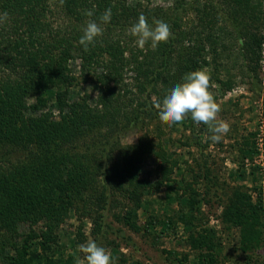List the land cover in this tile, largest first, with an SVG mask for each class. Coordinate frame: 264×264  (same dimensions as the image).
<instances>
[{
  "label": "trees",
  "instance_id": "16d2710c",
  "mask_svg": "<svg viewBox=\"0 0 264 264\" xmlns=\"http://www.w3.org/2000/svg\"><path fill=\"white\" fill-rule=\"evenodd\" d=\"M150 1L0 0V15L7 13L0 22L2 264H67L62 256H51L50 243L55 240V229L73 209L91 219L97 236L111 228L106 208L121 204L128 210L117 213L116 219L134 231H142L136 216L143 194L149 187L158 189L171 172L162 167V178L156 183L140 177V157L157 149L152 138L124 148L119 162L109 151L91 153L80 146H99L117 129L144 123L146 117L159 111L154 100L162 99L185 74L208 64L206 55L216 51L220 39L218 11L212 2L199 6L197 1L177 0L166 8ZM230 3L242 10L257 7L247 0ZM109 8L111 20L101 21ZM88 11L93 15L87 16ZM189 11L194 14L192 21ZM141 14L150 24L159 19L170 22L167 42L161 40L155 48L150 42L143 49L136 45L130 28ZM237 14L234 11L235 17ZM185 20L190 21L185 24ZM90 21L99 24L102 34L85 51L79 41ZM260 41L252 34L244 44L255 53ZM73 59H79L85 70L83 81L97 85L94 105L89 94L70 98L69 87L77 79L69 69ZM48 95L56 101V112L46 109ZM32 96L36 102H29ZM106 127L110 133L97 135ZM114 191L125 201L113 196ZM196 201L193 198L186 203L193 209ZM173 217L170 223L175 222ZM195 219V212L182 218L184 226H191L190 247L203 263L215 264V252L222 251V243L215 240L211 230L199 232L200 223ZM223 219L227 227H239L243 264H261L257 252L264 245V193L259 192L254 200L251 194L235 189ZM21 223H43L44 240L38 242L42 253L18 247L15 241ZM14 245L17 247L11 254L8 248ZM74 258L69 264L76 263Z\"/></svg>",
  "mask_w": 264,
  "mask_h": 264
},
{
  "label": "rangeland",
  "instance_id": "374dc122",
  "mask_svg": "<svg viewBox=\"0 0 264 264\" xmlns=\"http://www.w3.org/2000/svg\"><path fill=\"white\" fill-rule=\"evenodd\" d=\"M138 1L129 0V3ZM176 1L150 2L167 8ZM185 1H197L199 6L208 1L217 8L220 39L216 51L206 55L209 63L201 70L209 73L210 92L220 105L217 121L227 122L229 131L217 142L211 138L213 134L208 126L194 122L190 114L182 122L170 124L156 111L146 117L144 123L127 129L117 127L109 141L103 140L99 146H80L91 153L93 150L109 151L119 162L124 148L152 138L157 149L140 157L137 164L140 177L156 183L162 178V167L167 166L171 172L169 179L158 189L149 187L143 194L136 216L142 231H134L116 219L117 213L124 214L128 210L121 204L106 208L111 228L97 236L91 219L73 209L54 231L55 240L50 243L54 258L62 256L69 264L75 256V264L77 261L87 264L79 246L95 241L109 252L110 264H205L191 249L188 239L191 226H184L182 220L185 214L195 212V221L200 223L198 231L211 230L215 240L222 243V251L215 252V264H243L239 227H227L223 215L235 189L251 194L254 200L259 192L264 193V0H247L257 7L244 10L235 4L233 7L230 3L233 0ZM234 11L238 13L236 17ZM187 15L192 21L194 14L189 11ZM189 21L185 20V24ZM252 34L261 39L259 46L254 48L255 53L248 49L249 44H244ZM69 69L77 78L69 87L70 98L75 100L89 94V102L94 105L97 85L83 81L85 70L80 60H70ZM48 98L46 109L56 112L53 95ZM29 102H36V98L32 96ZM106 132L110 133L107 127L99 130L97 135ZM90 158L94 164L96 158L93 155ZM12 160L17 163L16 158ZM112 194L122 200L120 202L125 201L117 191ZM193 198L197 201L192 209L186 202ZM172 216L174 223L169 221ZM43 231V223H21L15 242L18 247L23 245L42 253L38 242L44 240ZM15 246L8 248L11 254ZM257 255L264 264V245ZM2 260L0 256V264Z\"/></svg>",
  "mask_w": 264,
  "mask_h": 264
},
{
  "label": "clouds",
  "instance_id": "9594fccd",
  "mask_svg": "<svg viewBox=\"0 0 264 264\" xmlns=\"http://www.w3.org/2000/svg\"><path fill=\"white\" fill-rule=\"evenodd\" d=\"M85 14L93 15L91 11ZM111 15L109 8L100 19L103 22H109ZM6 17L7 13L0 15V22H3ZM170 32L171 24L167 19L154 20L150 24L143 14L130 28V34L136 37L135 43L141 49L149 42L152 48H155L161 40L167 42ZM101 34L102 28L99 24L90 21L84 27L79 43L87 51L89 45H93L96 37ZM210 87V75L207 71L195 70L185 74L181 82L171 85L162 99L154 100V103L158 105L160 117L172 124L182 122L190 114L194 122L206 124L213 134L211 138L219 142L221 137L229 131V124L225 121H217L220 105L211 94ZM79 250L85 254L87 264H110L109 252L95 241L80 245Z\"/></svg>",
  "mask_w": 264,
  "mask_h": 264
}]
</instances>
